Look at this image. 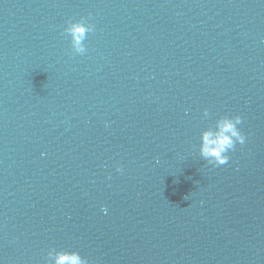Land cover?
<instances>
[{"label":"water","instance_id":"water-1","mask_svg":"<svg viewBox=\"0 0 264 264\" xmlns=\"http://www.w3.org/2000/svg\"><path fill=\"white\" fill-rule=\"evenodd\" d=\"M225 115L246 142L213 166ZM53 248L264 264V0H0V264Z\"/></svg>","mask_w":264,"mask_h":264},{"label":"clouds","instance_id":"clouds-1","mask_svg":"<svg viewBox=\"0 0 264 264\" xmlns=\"http://www.w3.org/2000/svg\"><path fill=\"white\" fill-rule=\"evenodd\" d=\"M94 31V25L86 22L85 19L68 21L64 28V34L70 38L73 54L83 55L87 51L85 40L87 34ZM204 116H209V110H204ZM242 123L239 115H225L216 121L214 127H209L201 132L200 156L213 166L226 164L229 159L230 150H234L237 143L243 145L246 142V135L241 132L238 125ZM116 171L122 173L123 168L117 165ZM103 211L107 213V208ZM46 264H89L88 260L78 251L50 249L47 252Z\"/></svg>","mask_w":264,"mask_h":264}]
</instances>
